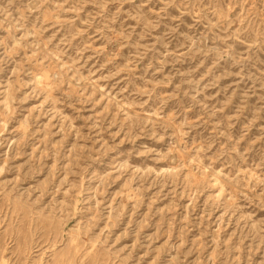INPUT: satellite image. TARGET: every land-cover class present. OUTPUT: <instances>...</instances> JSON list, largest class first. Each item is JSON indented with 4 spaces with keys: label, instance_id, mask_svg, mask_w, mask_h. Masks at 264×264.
<instances>
[{
    "label": "rangeland",
    "instance_id": "obj_1",
    "mask_svg": "<svg viewBox=\"0 0 264 264\" xmlns=\"http://www.w3.org/2000/svg\"><path fill=\"white\" fill-rule=\"evenodd\" d=\"M0 264H264V0H0Z\"/></svg>",
    "mask_w": 264,
    "mask_h": 264
}]
</instances>
